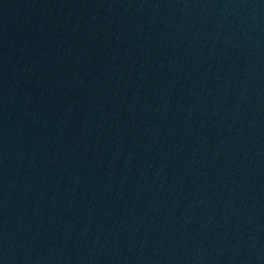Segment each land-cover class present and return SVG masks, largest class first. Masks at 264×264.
<instances>
[{
    "label": "water",
    "instance_id": "water-1",
    "mask_svg": "<svg viewBox=\"0 0 264 264\" xmlns=\"http://www.w3.org/2000/svg\"><path fill=\"white\" fill-rule=\"evenodd\" d=\"M0 264H264V0H0Z\"/></svg>",
    "mask_w": 264,
    "mask_h": 264
}]
</instances>
